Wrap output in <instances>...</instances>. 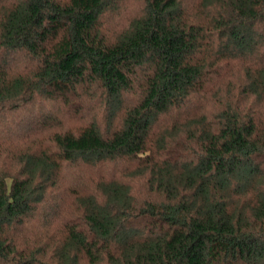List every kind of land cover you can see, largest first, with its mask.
Segmentation results:
<instances>
[{
    "label": "trees",
    "instance_id": "1",
    "mask_svg": "<svg viewBox=\"0 0 264 264\" xmlns=\"http://www.w3.org/2000/svg\"><path fill=\"white\" fill-rule=\"evenodd\" d=\"M0 264H264V0H0Z\"/></svg>",
    "mask_w": 264,
    "mask_h": 264
}]
</instances>
